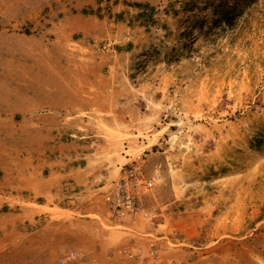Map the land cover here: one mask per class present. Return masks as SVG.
I'll return each mask as SVG.
<instances>
[{"label": "rangeland", "instance_id": "374dc122", "mask_svg": "<svg viewBox=\"0 0 264 264\" xmlns=\"http://www.w3.org/2000/svg\"><path fill=\"white\" fill-rule=\"evenodd\" d=\"M91 150L160 169L150 219L47 193ZM0 190V264H264V0H0Z\"/></svg>", "mask_w": 264, "mask_h": 264}, {"label": "built area", "instance_id": "2783aa9c", "mask_svg": "<svg viewBox=\"0 0 264 264\" xmlns=\"http://www.w3.org/2000/svg\"><path fill=\"white\" fill-rule=\"evenodd\" d=\"M138 160L140 157L121 168L119 176L106 186L103 195L104 202L110 217L116 220L135 217L150 219L156 212L155 208L146 206V199L154 188L161 183L162 173L160 169L156 168L146 174ZM124 253L129 258H138V254L131 251H124ZM73 256L74 253H69L61 257L60 264H64ZM146 256L150 263H157L156 250L153 244L148 246Z\"/></svg>", "mask_w": 264, "mask_h": 264}, {"label": "crops", "instance_id": "0c3cea01", "mask_svg": "<svg viewBox=\"0 0 264 264\" xmlns=\"http://www.w3.org/2000/svg\"><path fill=\"white\" fill-rule=\"evenodd\" d=\"M30 131H37L39 124L37 121H31L29 123ZM26 128V127H25ZM28 129V128H27ZM94 151H88V155H84L83 160L85 163H79L73 168L66 170V165H63L62 158H57L55 160L56 165L59 167L55 168V171H58L57 175H53L51 179H47L44 182H48L45 189L50 188L49 192L52 196L55 194L53 191L62 187L63 181H71L72 184L77 186L88 187L93 185L95 180H115L120 173L121 167L128 162L126 155L118 153L105 154L104 156H99ZM107 156L110 159H107ZM32 163H35L32 159ZM37 168V166H33ZM51 170H54V167L50 165ZM31 176V175H30ZM37 179V177H36ZM51 180V181H50ZM41 181V180H40ZM33 179L27 176L17 175L14 177V186L15 188L19 187L21 190H31L37 192V188L33 186ZM35 183V182H34ZM17 190V189H15ZM1 191V190H0ZM1 193V192H0ZM57 195V194H56Z\"/></svg>", "mask_w": 264, "mask_h": 264}, {"label": "trees", "instance_id": "16d2710c", "mask_svg": "<svg viewBox=\"0 0 264 264\" xmlns=\"http://www.w3.org/2000/svg\"><path fill=\"white\" fill-rule=\"evenodd\" d=\"M136 7H139V8H144V7H146V8H150L148 5H141V4H136L135 5ZM151 9V8H150Z\"/></svg>", "mask_w": 264, "mask_h": 264}]
</instances>
